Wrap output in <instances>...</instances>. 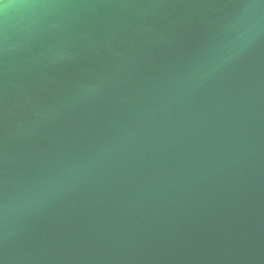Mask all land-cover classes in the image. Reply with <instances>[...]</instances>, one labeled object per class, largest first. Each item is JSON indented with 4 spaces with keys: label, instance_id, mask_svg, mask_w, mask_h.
Listing matches in <instances>:
<instances>
[{
    "label": "water",
    "instance_id": "water-1",
    "mask_svg": "<svg viewBox=\"0 0 264 264\" xmlns=\"http://www.w3.org/2000/svg\"><path fill=\"white\" fill-rule=\"evenodd\" d=\"M0 264H264V0H0Z\"/></svg>",
    "mask_w": 264,
    "mask_h": 264
}]
</instances>
